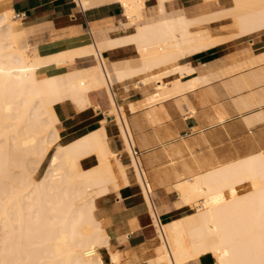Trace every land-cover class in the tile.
<instances>
[{
	"label": "bare ground",
	"instance_id": "1",
	"mask_svg": "<svg viewBox=\"0 0 264 264\" xmlns=\"http://www.w3.org/2000/svg\"><path fill=\"white\" fill-rule=\"evenodd\" d=\"M74 1L82 11L103 3L119 4L127 21L118 27L132 32L39 57L27 52V30L14 20L12 10L0 7V264H103L97 251L108 250L110 236L95 217V201L126 187L128 170L144 194L155 228L157 251L153 248L147 264H195L203 255L212 256L215 264H264V152L194 174L190 179L181 180L180 176L173 189L181 207L193 212L160 225L149 197L150 183L133 153L123 108L117 106L111 91L115 82L137 76H142L144 85L154 86L155 91L141 102L127 105L133 113L140 107L152 111L156 103L193 90L198 77L186 83L180 78L194 73V69L180 66L178 61L263 30L264 0H199L229 5L191 19L178 14L176 20L163 25L157 24L168 17L164 5L174 0H155V14L149 21L143 16L145 0ZM202 23H228L234 31L222 37H211L210 30L189 31ZM128 45L136 47L137 57L113 63L102 58L105 50ZM88 58L95 64L85 69L74 67L76 59ZM255 59L261 60L259 56ZM51 65L67 70L53 75L42 73ZM156 69L162 71L153 73ZM94 96L106 102L104 112L115 122L127 165L111 148L106 119L81 137L60 143L55 107L69 105L76 112L100 110V104L91 108ZM108 253V264H121L117 252Z\"/></svg>",
	"mask_w": 264,
	"mask_h": 264
},
{
	"label": "crops",
	"instance_id": "2",
	"mask_svg": "<svg viewBox=\"0 0 264 264\" xmlns=\"http://www.w3.org/2000/svg\"><path fill=\"white\" fill-rule=\"evenodd\" d=\"M76 3L74 0H0V7L8 8L15 15H19L14 17V20L19 21V26L27 30L25 44L39 57L84 47L94 43V40L98 41L108 36L132 32L131 29L109 31L111 28H120L119 23L127 21L119 4L103 3L99 4V7L95 5L82 11ZM228 5L217 2L204 3L199 0L166 2L164 9L168 17L163 18L162 21L165 22L157 25L169 24L170 21L177 19L178 14L185 16V19H191L221 10ZM155 6V0H145L143 9L145 20L153 18ZM229 25L202 23L191 27L189 31L209 33L210 30L211 37H222L233 33L234 29H230ZM262 55L264 56V29L181 58L178 61L180 66L184 65L195 71L181 77L182 83L198 77V85L192 88L193 90L184 92V95L179 94V101L175 95L176 98L156 103L152 111L146 107H140L133 113L128 110L127 105L137 104L146 94L155 91L154 86L142 83V76L125 79L112 85L111 91L114 100L117 101L115 103L123 108L132 134L133 151L141 162L147 184L150 183L149 197L160 225L168 224L191 212L189 207L174 205L178 198L173 186L180 176L181 180L190 179L194 174L264 152ZM102 56L108 63H113L128 61L137 57L138 53L135 46L128 45L111 52L105 50ZM258 56L260 62L255 59ZM88 59L93 61L92 58ZM248 61L250 66L247 64ZM86 63H88L86 59H76L74 67L79 68L76 65ZM233 68L234 70L237 68L238 71L234 72ZM66 70V67L51 65L43 68L42 73L53 75ZM161 71L162 69H156L153 73ZM164 83L170 85L169 81ZM182 96L187 99L181 101ZM98 104L100 110L88 109L82 112L73 111L69 105L55 107L59 124L61 123L58 124L60 143L66 144L81 137L98 128L101 121L106 119L105 128L111 141V148L121 154V161L124 164H128L129 160L123 151V143L115 122L104 112L107 109L106 102L94 96L91 108ZM42 167H45V163ZM127 172L129 183L126 187L123 185L118 193L111 192L95 201V217L110 236L108 250L97 251L103 264L109 263L108 251L117 252L121 263L124 264H128V260L133 261V264H147L146 260L152 254L153 248L155 252L157 251L154 243L156 233L149 216V207L132 171ZM195 264L215 263L212 256L203 255Z\"/></svg>",
	"mask_w": 264,
	"mask_h": 264
},
{
	"label": "rangeland",
	"instance_id": "3",
	"mask_svg": "<svg viewBox=\"0 0 264 264\" xmlns=\"http://www.w3.org/2000/svg\"><path fill=\"white\" fill-rule=\"evenodd\" d=\"M216 7H218V6H216ZM137 24H139V23H137ZM124 28V27H123ZM122 27L121 28H111L109 31H112V32H114V31H118V30H120V29H123ZM132 30V29H131ZM109 37V36H108ZM107 38V37H106ZM95 41H97V40H95ZM25 47H26V49H27V52L30 54V55H37L36 54V52L35 51H33V52H31L30 51V47L28 46V45H26L25 44ZM86 60H88V63H86V64H84V65H76L77 67H79V68H82V69H85V66H88V65H94L95 64V62L94 63H91V62H93L91 59H86ZM152 86V85H151ZM149 94V93H148ZM147 95V94H146ZM123 163V162H122ZM124 164V163H123ZM45 165H46V162H45ZM125 165H127V164H125ZM43 168L44 167H41V169H40V171L38 172V175L40 176L41 175V173H42V171H43ZM174 205L176 206V207H181V205H180V203H179V201L177 200L175 203H174ZM191 212H193V209L191 210ZM153 252V251H152ZM106 264V263H105ZM121 264H124V263H121Z\"/></svg>",
	"mask_w": 264,
	"mask_h": 264
},
{
	"label": "built area",
	"instance_id": "4",
	"mask_svg": "<svg viewBox=\"0 0 264 264\" xmlns=\"http://www.w3.org/2000/svg\"><path fill=\"white\" fill-rule=\"evenodd\" d=\"M19 15H15L14 17H18ZM134 153V156H136V152H133Z\"/></svg>",
	"mask_w": 264,
	"mask_h": 264
}]
</instances>
